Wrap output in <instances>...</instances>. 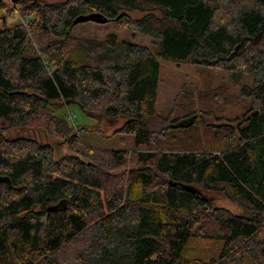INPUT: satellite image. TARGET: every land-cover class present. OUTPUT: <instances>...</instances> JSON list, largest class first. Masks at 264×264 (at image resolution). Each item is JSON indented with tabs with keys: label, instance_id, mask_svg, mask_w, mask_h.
I'll return each mask as SVG.
<instances>
[{
	"label": "trees",
	"instance_id": "obj_1",
	"mask_svg": "<svg viewBox=\"0 0 264 264\" xmlns=\"http://www.w3.org/2000/svg\"><path fill=\"white\" fill-rule=\"evenodd\" d=\"M8 11L23 17L8 25ZM131 11L143 15L132 19ZM80 16L133 28L154 49L114 34L75 37ZM161 61L230 71L252 101L236 130L225 126L221 136L213 128L205 146L189 133L193 112L161 128ZM244 75L251 85L240 82ZM65 102L93 118L124 117L117 132L133 136L134 151L86 147L71 135L79 156L56 161L47 145L3 136L41 123L70 135L75 125L59 113ZM210 192L243 211L214 206ZM192 238L222 242L219 256L184 253ZM246 257L264 264V0H18L10 8L0 0V264H242Z\"/></svg>",
	"mask_w": 264,
	"mask_h": 264
},
{
	"label": "rangeland",
	"instance_id": "obj_2",
	"mask_svg": "<svg viewBox=\"0 0 264 264\" xmlns=\"http://www.w3.org/2000/svg\"><path fill=\"white\" fill-rule=\"evenodd\" d=\"M18 0H4L7 7L15 6ZM42 2H56L61 0H40ZM10 4V5H9ZM5 23H14L17 18L23 17L19 13L10 14L6 12ZM132 19L140 18L143 13L131 11L127 13ZM70 33L75 37L92 38L103 40L106 36L114 34L118 41L132 42L137 45L153 47V39L145 34L136 32L126 25H117L113 22L101 23L85 21L74 25ZM240 82L245 85L252 84V77L244 75ZM192 101V103H190ZM251 99L241 97L240 83L232 80L230 71L215 67L196 66L188 63L160 62L159 84L156 97V112L161 117L159 126L170 127L174 121L189 116L190 112L197 114L198 120L194 128L189 130L191 136L197 137L198 141L205 146L213 140V128L220 130V135H227L225 126L234 130L249 106ZM195 108V109H194ZM66 113L73 116L71 123L73 127L70 135L63 137L58 133H52L45 124H33L26 127L13 128L3 132L6 139L27 138L36 141L38 144L47 145L53 151L54 160L58 161L64 157L79 156L72 149L71 135H76L78 140L86 147L99 150H127L134 151L133 136L122 134L117 130L125 121L119 117L114 121L106 120L104 117H90L76 103H64L59 113ZM182 114V115H181ZM180 116V117H179ZM178 117V118H176ZM46 126V127H45ZM241 126H243L241 124ZM170 131V130H167ZM157 137V135H155ZM145 147H138L143 150ZM130 165V164H129ZM113 170L106 174H116ZM214 206L224 208L232 213H241L242 208L232 202L225 194L210 192L207 194ZM77 246L69 247L77 250ZM222 249V242L210 239L192 238L184 249V253L201 258H217ZM242 264H256L251 258L246 257Z\"/></svg>",
	"mask_w": 264,
	"mask_h": 264
},
{
	"label": "water",
	"instance_id": "obj_3",
	"mask_svg": "<svg viewBox=\"0 0 264 264\" xmlns=\"http://www.w3.org/2000/svg\"><path fill=\"white\" fill-rule=\"evenodd\" d=\"M89 20H91V19L89 17H87V16H80V17H78V18H76L74 20L73 24L76 25L78 23H82V22L89 21ZM99 22H101V23H107L108 21H107V19H101V21H99Z\"/></svg>",
	"mask_w": 264,
	"mask_h": 264
},
{
	"label": "built area",
	"instance_id": "obj_4",
	"mask_svg": "<svg viewBox=\"0 0 264 264\" xmlns=\"http://www.w3.org/2000/svg\"><path fill=\"white\" fill-rule=\"evenodd\" d=\"M67 118L71 120V118H73V116H71L70 114L67 115Z\"/></svg>",
	"mask_w": 264,
	"mask_h": 264
}]
</instances>
